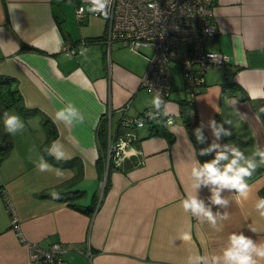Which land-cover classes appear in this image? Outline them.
I'll list each match as a JSON object with an SVG mask.
<instances>
[{
    "label": "crops",
    "instance_id": "1",
    "mask_svg": "<svg viewBox=\"0 0 264 264\" xmlns=\"http://www.w3.org/2000/svg\"><path fill=\"white\" fill-rule=\"evenodd\" d=\"M79 4L88 5L85 0H0V77L15 79L30 110L24 114L7 109L25 123V130L15 136L5 132L0 120V144L7 138L12 142L6 155L0 151V264H31L7 201L22 236L42 247L67 243L64 257L70 264H187L190 255L221 254L232 232L264 241V218L254 210L256 198L264 197V165L258 164L247 179V199L223 192L231 200L226 209L230 219L219 231L183 211L182 199L195 194L193 150L196 160L205 161L179 113L180 101L191 96L181 75L186 96L178 95V85L172 90L171 78L172 93L164 109L173 118L167 128L172 141L165 134H150L155 118L131 127L136 138L126 144L121 165L112 166L106 178L109 127L116 132L123 115L139 116L151 107L155 93L140 84L148 67L146 51L132 52L119 41L109 45L105 19L87 9L73 23ZM212 9L217 34L208 48L227 54L229 61L205 73V86L192 97L187 115L198 126L203 122L206 147L235 143L250 156L255 145L264 148V98L251 99L264 93V0H213ZM172 94L181 99H172ZM66 102L85 115L84 123L66 127L53 122ZM210 118L231 120L232 136L216 140ZM45 119L55 125L54 140L63 143L70 157L45 160L62 169L64 179L39 172L33 163L42 156ZM101 126L106 127V145L101 144ZM102 154L104 174L97 163ZM75 175L74 184L64 188ZM56 186L57 191L79 192L66 196L70 201L39 195ZM209 195L207 188L200 189L206 203ZM217 210L224 211L213 206Z\"/></svg>",
    "mask_w": 264,
    "mask_h": 264
},
{
    "label": "built area",
    "instance_id": "2",
    "mask_svg": "<svg viewBox=\"0 0 264 264\" xmlns=\"http://www.w3.org/2000/svg\"><path fill=\"white\" fill-rule=\"evenodd\" d=\"M212 7L213 0H112L110 18L105 20V41L109 45L119 41L132 52L146 51L148 67L140 84L154 93L159 90L165 104L171 93L170 64L176 62L192 99L205 86V73L229 61L227 54L208 48L217 34ZM85 9L79 4L76 17L81 19ZM154 111L149 107L136 118L123 115L122 127L142 126L152 118L149 113ZM110 113L107 111L105 115L110 116ZM165 119L173 121L170 115ZM115 135L109 127L107 165L111 157L119 164L124 147L136 138L133 129L122 131L117 139ZM7 208L20 241L28 247L31 264H70L64 257L69 249L67 243L55 241L42 247L36 241H27L18 229L15 210L8 201Z\"/></svg>",
    "mask_w": 264,
    "mask_h": 264
},
{
    "label": "clouds",
    "instance_id": "3",
    "mask_svg": "<svg viewBox=\"0 0 264 264\" xmlns=\"http://www.w3.org/2000/svg\"><path fill=\"white\" fill-rule=\"evenodd\" d=\"M88 4V10L93 14L102 16L105 20L110 18L112 0H85ZM151 7V5H150ZM264 98V93L252 95L251 99ZM151 107L154 113H149L153 118L156 115L168 116L165 111V101L159 90L155 91L151 101ZM264 112V107L260 109ZM85 115L71 102H66L65 106L58 109L55 113L54 123H63L66 127L82 124L85 122ZM4 130L9 135L15 136L25 130V123L19 114L5 110L2 115ZM209 126L216 140L223 137H231V120L217 122L215 119H209ZM227 124L229 127L225 128ZM173 121L168 119L165 127L171 129ZM203 122L194 130L196 140L203 143L205 137L202 132ZM34 150V149H33ZM48 156L54 158L57 162H63L70 159L67 155L64 145L60 140H54L44 150ZM213 154V158L201 163L195 159V150L192 152L194 164L191 168L190 176L195 194H186L181 201V207L185 213H190L200 222H207L213 229L219 231L222 222L230 219V214L226 209L230 206L231 200L223 196L225 190L234 191L239 198L247 199L250 186L247 179L251 178L259 165H264V148L259 145L254 146L250 156H246L239 145L235 143H225L223 145L213 142L208 147L199 150L200 156ZM258 158V161H257ZM223 162V163H222ZM36 169L43 172H54L59 179H64V171L51 165L44 156H39L34 160ZM207 188L210 195L207 197V203L199 196V191ZM53 199H60L59 193H51ZM213 206L221 211H213ZM255 212L264 218V197H257L254 204ZM253 232L254 230L251 229ZM187 264H264V241H255L246 236L242 231L232 232L227 243L219 255H200L194 254L187 258Z\"/></svg>",
    "mask_w": 264,
    "mask_h": 264
},
{
    "label": "trees",
    "instance_id": "4",
    "mask_svg": "<svg viewBox=\"0 0 264 264\" xmlns=\"http://www.w3.org/2000/svg\"><path fill=\"white\" fill-rule=\"evenodd\" d=\"M192 101L193 100L191 98L189 100L186 99L184 101H180L181 112H179V113L181 114L183 112L184 124L186 125V127H187V129L189 131L190 137L192 138V140L194 141V144L197 147L198 155H199V150L202 149V148H206V146H207V136L202 131L203 135L205 137L204 142L203 143H199L196 140V136H195L194 130L197 127H199V126L197 125L196 121L191 120V118H189L190 116L188 117V115H187V110H188V106H189L188 104L191 103ZM12 107L18 109L20 112H22L24 114L30 112V110H28L25 107L24 103H23L22 96H21V94H20V92L18 90V87L16 85L15 79H13L12 77H0V120H1V117L3 115V112L5 110L9 109V108H12ZM165 117L166 116H164V115H157L155 117L154 124H151V126H150V130H151L150 134H165V135H167V138L169 139V141H172V136L169 134V132L167 130V127H165V123H166ZM121 119H122V117H121ZM121 119L119 120V125H118L119 127L116 130V132H115L116 135H119L120 133H122V131H126V130L132 129L131 127H127V126H123L122 127ZM152 119H154V118L152 117L146 123L150 122ZM101 124H102V122H101ZM44 125H45V129H46V138H45V140H44V142H43V144L41 146V154H42V156H44L45 159L53 161L52 158L50 156H48L47 153L44 150L55 139L57 131H56L55 125L52 122H49L48 119L44 120ZM100 134H101L100 135L101 144L106 145V134L107 133H106V127L105 126H103V127L101 126L100 127ZM11 147H12V142H11V140L9 138H7L6 141L3 144H0V151H2L1 152L2 155H6L8 153V151L11 149ZM209 157H211V159H212L213 158V154H209L208 156L207 155H205V156H200L199 155V158L201 160H204V161L210 160ZM105 160H106L105 154H102L100 159H98V161H97L99 172L101 174L102 173L104 174V171L106 169L105 168V166H106V161ZM115 165H119L120 166L121 163L116 164L114 159L111 157L109 159V164L107 165V169H106L107 170L106 171V178L108 176V171L110 170V168L112 166H115ZM76 180H77V176L75 175L71 180H69V181H67V182H65L63 184L64 188H65V186L69 187L71 184H74V182ZM57 187L58 186H56L54 188L53 187L52 188H47V189L43 190L42 192H40L39 195H41V196H51V193L53 191H55V192L59 193L61 199H64V198H66V196L69 197V195H70L69 198H72L73 195H71V194L79 192L78 190L60 191L61 189L59 190L60 191L59 192V191L55 190V188H57ZM262 191H264V190H262ZM68 197L66 199H68ZM69 203H71V202H69Z\"/></svg>",
    "mask_w": 264,
    "mask_h": 264
},
{
    "label": "rangeland",
    "instance_id": "5",
    "mask_svg": "<svg viewBox=\"0 0 264 264\" xmlns=\"http://www.w3.org/2000/svg\"><path fill=\"white\" fill-rule=\"evenodd\" d=\"M76 15L74 14V16L72 17V21H73V23L75 22V23H78L77 22V20H76ZM172 64V63H171ZM170 64V71H171V78H172V90H173V87H175V86H179L178 87V95L179 96H183V97H185L186 96V94H185V92H184V90L182 89V82H181V79H180V66L178 65V64H172L171 65ZM172 90H171V93H172ZM172 97V99H176V100H178V99H181L180 97L178 98V97H176V95L174 96L173 94L171 95ZM178 98V99H177ZM0 128H2V126H1V122H0ZM246 154V153H245Z\"/></svg>",
    "mask_w": 264,
    "mask_h": 264
},
{
    "label": "water",
    "instance_id": "6",
    "mask_svg": "<svg viewBox=\"0 0 264 264\" xmlns=\"http://www.w3.org/2000/svg\"><path fill=\"white\" fill-rule=\"evenodd\" d=\"M88 8H89V6L87 5V6H86V9L88 10Z\"/></svg>",
    "mask_w": 264,
    "mask_h": 264
}]
</instances>
